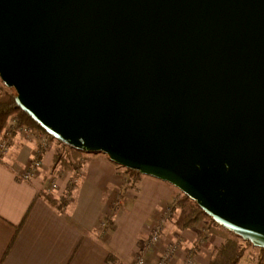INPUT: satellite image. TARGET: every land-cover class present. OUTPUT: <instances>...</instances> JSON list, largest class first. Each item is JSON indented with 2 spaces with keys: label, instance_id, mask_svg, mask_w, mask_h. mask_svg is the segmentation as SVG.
Instances as JSON below:
<instances>
[{
  "label": "water",
  "instance_id": "95a60500",
  "mask_svg": "<svg viewBox=\"0 0 264 264\" xmlns=\"http://www.w3.org/2000/svg\"><path fill=\"white\" fill-rule=\"evenodd\" d=\"M0 81L47 135L264 249V0H0Z\"/></svg>",
  "mask_w": 264,
  "mask_h": 264
},
{
  "label": "crops",
  "instance_id": "0c3cea01",
  "mask_svg": "<svg viewBox=\"0 0 264 264\" xmlns=\"http://www.w3.org/2000/svg\"><path fill=\"white\" fill-rule=\"evenodd\" d=\"M37 148L35 139L16 134L0 158V264H112L107 260L109 254L119 264H132L138 251L145 248L146 260L151 261L164 244L178 236L180 249L170 264L182 263L185 250L191 247L194 264H208L213 254L204 251V242L197 246L196 225L181 227L169 219L158 245L146 248L151 226L176 197L174 187L144 175L126 183L122 169L99 153L83 154L87 160L79 168V182L68 187L72 170L59 173L61 166H54L51 145L39 154L37 173L22 181L19 174ZM50 180L57 184L51 196L65 199L60 210L43 195ZM117 198L120 206L114 209ZM244 264H258V260Z\"/></svg>",
  "mask_w": 264,
  "mask_h": 264
},
{
  "label": "trees",
  "instance_id": "16d2710c",
  "mask_svg": "<svg viewBox=\"0 0 264 264\" xmlns=\"http://www.w3.org/2000/svg\"><path fill=\"white\" fill-rule=\"evenodd\" d=\"M0 136L2 135L4 129L8 125V122L11 118L15 119L16 124L19 126H28L35 130H38L39 132L46 135L51 141H55L59 145L66 147L70 150L72 153L75 162L70 164L66 160L63 159V157L60 155V153H54L53 155V161L54 166L60 165L63 169L68 170H76L81 167V165L87 160L83 157V152L78 151L72 147H69L63 143H61L58 140H55L53 137L47 135L42 128L39 127L32 119L24 113L20 108H18L15 105L14 97L15 93L12 89L6 88L2 82L0 81ZM113 163V162H112ZM116 167L120 168L118 165L113 163ZM123 174L128 178V180H131L133 182L136 178L140 177L141 175L135 171L123 168ZM45 200L48 204L56 208L57 210H60L64 206L65 199H55L51 195L44 196ZM192 202L188 199L187 196L181 193L180 197L177 199H174V201L169 204L171 209H175L176 207H183L186 204ZM192 210L191 212L180 222L181 227H189L193 226L197 220L200 217H203L207 220H209L211 223L215 224L213 220L207 216L203 211L200 210V208L192 202ZM108 223L110 224V219H107ZM224 231L223 234V242L218 246V248L215 250V253L212 255V257L209 259L208 264H238L239 260L243 256L245 247L238 244V239H240L237 235H234L233 233L226 231L225 229H222ZM245 245L251 246L249 242H244ZM260 259L258 260V264H264V249H258ZM107 260L111 262L112 264H119L118 259L109 254L107 256Z\"/></svg>",
  "mask_w": 264,
  "mask_h": 264
},
{
  "label": "built area",
  "instance_id": "2783aa9c",
  "mask_svg": "<svg viewBox=\"0 0 264 264\" xmlns=\"http://www.w3.org/2000/svg\"><path fill=\"white\" fill-rule=\"evenodd\" d=\"M41 133V132H40ZM16 134H19L25 138H38V148L34 152V156L26 165L25 169L19 174V177L22 181L30 180L37 171L41 168V161L38 156L41 151L48 147L47 136L43 133L35 135L34 131L26 126H19L16 124L15 119L11 118L8 122V125L4 129L2 135L0 136V158L4 156L9 149V144L12 140V137ZM80 171L79 169L72 170L68 174L67 185L68 187H74L79 182ZM57 190V184L54 180L48 181L46 187L43 189V195H52ZM120 206V199H116L113 203V208L116 209ZM171 211V207L166 205L162 210V213L156 220V222L151 226L147 242L146 248L153 249L160 242V237L162 234V229L164 225V221L169 217ZM164 220V221H163ZM100 228L105 229V223H100ZM198 237L196 238L197 246H201L205 240V231H199ZM181 240L175 239L174 241L168 242L164 245V247L160 250L158 254H156L151 261H147L145 257V248L140 250L134 256V260L132 264H170L171 261L175 258L177 252L180 249ZM193 247L185 250V256L180 264H194L193 257Z\"/></svg>",
  "mask_w": 264,
  "mask_h": 264
},
{
  "label": "rangeland",
  "instance_id": "374dc122",
  "mask_svg": "<svg viewBox=\"0 0 264 264\" xmlns=\"http://www.w3.org/2000/svg\"><path fill=\"white\" fill-rule=\"evenodd\" d=\"M0 86H1V83H0ZM29 128L32 129L34 131V133H36L35 135L41 134L38 130H35L31 127H29ZM28 139H30V138H28ZM46 139L48 142V146L51 145L52 148L54 149V153H60V155L63 157L64 160H66L67 162H69L70 164L73 165V163L75 162V159H74L72 153L70 152V150L68 148L59 145L55 141H51L48 137ZM37 140H38V138L36 139V141ZM119 169H122V171H123V168L120 167ZM60 170H62V171H60ZM60 170H59V173L63 172L65 174L67 173L66 171H70L68 169H63V168H61ZM123 181L124 182L126 181V183H127L128 178H126L125 180L123 179ZM175 194H176L175 199H177L180 197L181 192L178 191L177 189H175ZM192 205H193V203L190 202L183 207H176L174 210L171 209L169 217L165 221L163 220L164 225H165L166 221L169 219H171L174 223L181 222L191 212V210L193 208ZM168 206H170V205L168 204ZM164 225H163V227H164ZM194 225H196V227L198 228L199 231H202V230L205 231L206 240H204V246L202 247V248L205 247L204 251H208V252L211 251L212 254H214L215 250L223 242V234H224V231L222 230L223 228H221L220 226H218L216 224L211 223L209 220H207L203 217H200ZM198 234H200V233H198ZM178 239H181V237L178 236ZM169 242H171V241H169ZM238 244L245 247L243 256L239 260L238 264H244L246 260L253 261L255 259L256 260L260 259L258 248L245 245L244 241H242L241 239H238ZM164 245L162 246V248L164 247ZM184 256H185V254H184Z\"/></svg>",
  "mask_w": 264,
  "mask_h": 264
}]
</instances>
